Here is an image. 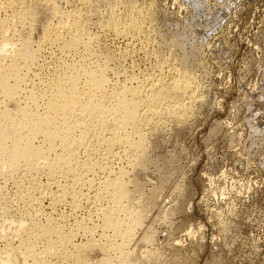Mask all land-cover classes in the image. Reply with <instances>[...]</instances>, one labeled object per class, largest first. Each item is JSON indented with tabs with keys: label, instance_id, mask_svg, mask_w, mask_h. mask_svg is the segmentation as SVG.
Instances as JSON below:
<instances>
[{
	"label": "rangeland",
	"instance_id": "374dc122",
	"mask_svg": "<svg viewBox=\"0 0 264 264\" xmlns=\"http://www.w3.org/2000/svg\"><path fill=\"white\" fill-rule=\"evenodd\" d=\"M56 1L60 10L69 8L65 4L67 0ZM134 2L138 8L155 6L154 27L161 32L160 37L156 38L157 42L164 44L169 39L177 38L183 43L182 51L186 48L189 56L188 67L197 76V85L200 87L197 94L198 103L201 97L204 101L199 103L200 105L196 102V110L193 108L195 112L190 114L192 116L189 115L185 123H179L177 117H166L168 114L164 115L162 112L164 116L158 114L160 116L152 115V118L149 115L152 119L148 117L147 127L146 122L143 124L145 128L140 126L143 127L142 133L145 131L146 135L148 134L146 147L150 163L147 166L149 170L146 168L147 174L144 175V171L140 172L139 176H142L141 179L149 176L143 189L145 196H152L149 201L151 209L154 210L151 212L154 213H150L149 218H146L144 227H133L137 235L132 241V247H139L137 250L141 253L138 254L136 262L264 264V0ZM53 8L46 4L39 8L40 19L34 27L28 24L22 25L23 27L18 25V29L27 35L34 49L39 46L45 29L54 23ZM122 8L123 3H120L118 9ZM102 33L100 47L103 48L104 54L109 56L108 93L123 85H137L134 83L135 75L150 77V59L145 60V52L139 50V40L133 41L134 39L116 37L112 33ZM42 50V53L39 51L37 54V60L22 71L25 79L19 100L3 104V108L13 112L12 117L20 124V129L31 117L24 113V107L35 113L37 104L42 102L37 96L43 88L41 79L48 76L49 63L54 62L57 54L54 49L55 55H52V50L48 47ZM182 51L179 47L177 56H181ZM71 62L75 63L74 57ZM98 62L106 63L103 56ZM175 75L170 74V77ZM28 91L36 93L35 102H27L25 95ZM75 125L76 133L82 130L89 137L78 148L80 160L86 163V167L81 168V176L94 181L85 188H77L81 203H72L70 197L66 200H69L68 202L58 201L52 205L53 200L49 195H44L46 198L42 196L39 202L46 214H53L56 218L54 222H60L61 230L58 233L73 231L72 236L76 237L74 243L81 245L87 242L90 235H94L96 240L104 239L100 228L102 220L99 221L96 216L97 206L98 209L103 208L110 200L104 190V182L107 178L115 177L121 166L129 170L130 168L122 156L125 149L123 145H115L113 155L109 153L111 150L107 151L104 145L97 143L102 134L107 135L106 132H101L100 125L91 123L87 117H82ZM10 136V145L23 137L21 130L13 131ZM36 142L42 144V139H37ZM117 155L121 156L120 159ZM113 156L117 158L113 159ZM22 160V157H18V167ZM39 173L35 181L38 183L35 190L39 193L38 196L47 184L45 182H48L44 176L46 174ZM21 177L25 180L21 170L5 176L0 175L4 186L2 195L11 199L7 214L0 197V223H8L10 217L6 220L7 215H15L18 208H24V197L13 195L17 190V182L22 181ZM24 180V185H29L30 180L26 179L29 180L28 184ZM101 184L103 186L100 190L98 188ZM96 191L101 195L92 200L91 196L93 197ZM31 211L33 219L30 220L41 229H47L45 214L34 209ZM157 211L159 212L156 213ZM30 220L27 217L21 219L22 227L29 225ZM81 220L86 221L87 226L89 224L93 230L84 233L77 229L76 224ZM147 225H151L150 229L154 232L151 236L154 239L145 244L144 241L141 242V238ZM97 226L98 229L94 228ZM97 233H100V237ZM3 244L4 241H0V248ZM45 244L46 241L39 240L36 247L39 249ZM16 245L23 251L24 245H20L18 241ZM71 252L76 254L60 259L48 257L45 264L48 261L60 263L79 256L75 250L72 249ZM95 252L93 250L92 255L89 254L88 257L85 255L86 258L83 255V264L117 262L110 258L101 260ZM31 261L32 258L26 263L30 264ZM0 264L6 262L0 261Z\"/></svg>",
	"mask_w": 264,
	"mask_h": 264
},
{
	"label": "bare ground",
	"instance_id": "6f19581e",
	"mask_svg": "<svg viewBox=\"0 0 264 264\" xmlns=\"http://www.w3.org/2000/svg\"><path fill=\"white\" fill-rule=\"evenodd\" d=\"M43 3L54 7V23L45 29L39 46L34 49L18 25L34 27L40 19L38 10ZM120 3H123L122 10L118 9ZM65 4L69 8L60 10L56 0H0V175L21 170L23 178L30 180L29 185L25 186L21 177L22 181L17 182V190L13 192L15 196L24 197V208H18L15 215H7L6 220L10 217L8 223H0V241H4L0 248V261L6 264H29L26 261L32 258L30 264H45L48 257L60 259L70 254L74 256L76 253L71 252L73 249L79 255L77 258H68L60 263L48 261L47 264H83L85 255H92L93 250L101 260L110 258L117 261L111 264H138L136 258L141 253L137 250L139 247H132V241L137 235L133 227H144L146 218L154 213L151 212L153 209L149 201L152 196H145L143 189L149 176L142 179L139 176L144 171L143 174H147L150 163L146 147L148 134L145 131L142 133L141 129L148 117L160 116L162 112L168 114L166 117H177L179 123L188 120L189 115L195 112L193 110L197 108L195 106L199 99L197 76L188 67L189 56L186 48L182 51L183 43L177 38L169 39L164 44L157 42L156 38L160 37L161 32L154 27L155 6L138 8L134 0H67ZM102 32L139 40V50L145 52V60L150 59V77L135 75L133 78L137 85H123L118 89L113 87L108 93L109 56L100 47ZM44 47L56 50L55 59L52 58L54 62L50 61L54 67L49 63L48 76L41 79L43 88L37 96L42 102L37 104L36 112L31 113L24 107V113L31 117L20 129V124L12 117L13 112L3 108V104L19 100L25 79L22 71L37 60V54L39 51L42 53ZM179 47L183 52L181 56L176 54ZM52 51L51 54L55 55V51ZM102 56L106 61L104 64L98 62ZM72 57L75 63L71 62ZM170 74L176 75L170 77ZM28 93L25 95L27 102H35L36 93ZM201 98L200 104L204 103ZM82 117L97 123L101 132L107 133L102 134L97 143L104 145L107 151L111 150L109 153L115 154V145L125 147L121 155L130 170L121 166L115 177L109 176L104 182V190L110 200L103 208L98 209L97 206L96 216L99 221L102 220V224L95 223L100 225L104 239L96 240L94 235H90L87 242L79 245L74 243L76 237L72 236L73 231L58 233L61 230L60 220L59 223L54 222L56 218L53 214H46L39 201L42 196L49 195L53 200L51 204L64 202L70 197L72 203H81L77 188H85L93 183L94 180L90 178H82L80 172L86 163L80 160L78 148L89 138L82 130L76 133L75 124ZM16 130H21L23 137L10 145V135ZM40 138L42 144H38L41 141L36 142ZM117 156L120 159L121 156ZM18 157L23 158L19 167L16 164ZM39 172L46 174L44 176L48 179V182L45 180L47 184H43L40 196L35 191ZM28 181L25 182L28 184ZM102 186L98 189L101 190ZM3 188L0 181V197L5 213L8 214L11 199L2 195ZM97 193L91 199H98L101 191ZM33 209L45 214L47 229H41L30 220L33 219ZM24 217L29 218L30 224L22 227L20 220ZM150 226L147 225L141 238L145 244L154 239ZM76 228L84 233L93 230L92 226H87L86 221L82 220L77 222ZM94 228L98 229V226ZM39 240L46 241V244L38 249L36 243ZM17 241L25 246L23 251L16 245Z\"/></svg>",
	"mask_w": 264,
	"mask_h": 264
}]
</instances>
